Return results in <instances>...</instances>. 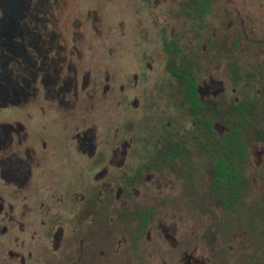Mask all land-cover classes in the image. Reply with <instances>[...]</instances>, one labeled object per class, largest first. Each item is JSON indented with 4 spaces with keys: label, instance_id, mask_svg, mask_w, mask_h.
Listing matches in <instances>:
<instances>
[{
    "label": "flooded vegetation",
    "instance_id": "af4514ba",
    "mask_svg": "<svg viewBox=\"0 0 264 264\" xmlns=\"http://www.w3.org/2000/svg\"><path fill=\"white\" fill-rule=\"evenodd\" d=\"M75 2L0 0V264H227L181 227L248 208L213 156L264 114V0Z\"/></svg>",
    "mask_w": 264,
    "mask_h": 264
},
{
    "label": "rangeland",
    "instance_id": "374dc122",
    "mask_svg": "<svg viewBox=\"0 0 264 264\" xmlns=\"http://www.w3.org/2000/svg\"><path fill=\"white\" fill-rule=\"evenodd\" d=\"M80 7H85L88 0H76ZM96 1V0H95ZM119 1L113 0L108 3L105 13L119 9ZM118 5H115V4ZM113 16V15H112ZM105 17V16H104ZM112 20H118L113 16ZM118 32V29L115 27ZM264 131V114L260 113L246 123L243 136L249 144L250 153L246 165L248 187L244 202L247 209L239 210L232 215L228 212H214L211 208L207 213L193 210L194 207L187 203L184 223L182 229L193 231L199 237L214 239V251H222L228 254L227 264H246L247 255H254V264H264V139H259V130ZM209 161L207 167L203 166L202 175H209ZM204 182H207L205 179ZM232 222L234 224H232ZM209 243V242H208ZM226 252H225V251ZM223 255H220L223 262ZM244 258V260H242Z\"/></svg>",
    "mask_w": 264,
    "mask_h": 264
},
{
    "label": "trees",
    "instance_id": "16d2710c",
    "mask_svg": "<svg viewBox=\"0 0 264 264\" xmlns=\"http://www.w3.org/2000/svg\"><path fill=\"white\" fill-rule=\"evenodd\" d=\"M229 136L224 140V154L213 156V169L216 176L213 189L222 192L219 198L224 206H234V200H238V203L242 205L244 190L248 186L243 167L246 142L241 132L230 133ZM236 157L239 158L238 164L235 161Z\"/></svg>",
    "mask_w": 264,
    "mask_h": 264
}]
</instances>
